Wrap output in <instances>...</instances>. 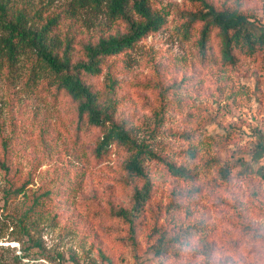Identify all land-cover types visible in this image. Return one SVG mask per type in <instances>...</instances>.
<instances>
[{
    "label": "rangeland",
    "instance_id": "1",
    "mask_svg": "<svg viewBox=\"0 0 264 264\" xmlns=\"http://www.w3.org/2000/svg\"><path fill=\"white\" fill-rule=\"evenodd\" d=\"M12 1L40 9L42 19L59 15V36L74 37L76 60L85 44L127 30L125 21L92 9L70 17L64 11L72 0ZM206 1L264 21V0ZM150 2L166 13V26L106 58L91 81L114 98L109 125L119 123L191 178L146 159L150 197L132 221L116 215L132 210L144 184L124 169L131 151L114 144L98 155L104 130L80 126L77 103L58 96L48 76L30 78L33 57L12 65L1 49L0 264H264V52L225 66L215 44L202 55L198 24L183 33L198 1ZM9 183L24 192L7 199ZM34 196L41 214L26 220L31 237L16 218ZM246 227L262 238L241 242ZM188 231L192 244L183 241ZM200 233L206 237L195 244ZM163 234L168 251L159 255Z\"/></svg>",
    "mask_w": 264,
    "mask_h": 264
},
{
    "label": "trees",
    "instance_id": "2",
    "mask_svg": "<svg viewBox=\"0 0 264 264\" xmlns=\"http://www.w3.org/2000/svg\"><path fill=\"white\" fill-rule=\"evenodd\" d=\"M194 1H198L201 7L187 15L183 33H190L193 25H199L198 44L202 55L207 50H212V45L215 44L222 63L234 67L243 59L264 52V21L252 19L239 9H217L206 0ZM85 9L105 12L111 22L125 21L126 32L102 36L95 43L85 44L84 58L76 60L73 55L74 37L59 36V15L48 14L42 19L40 9L37 10L39 13H34L27 5L20 6L12 0H0V52L2 49L4 58L12 65L24 54L33 57L30 78L48 76V82L58 96L69 97L77 103L80 126H93L104 130L102 137L98 139V155L108 153L114 144L126 146L131 151L124 160V169L134 179L144 180V184L135 192L132 210L120 209L116 215L132 221L154 189L144 167L146 159L161 163L165 172L177 178L189 179L191 173L184 166L177 165L161 152L152 149L150 144L144 141L137 143L129 130L119 123L113 122L109 125L114 98L113 101H107L106 91L91 79L102 74L107 67L104 62L106 58L129 52L142 38L164 28L168 19L166 13L153 8L150 0H72L64 12L72 17ZM110 79V90H113L114 77L111 76ZM9 184L4 189L7 199L13 193L24 192L23 186ZM39 202V197L34 196L33 203L16 218L17 224L28 235L30 227L26 220L30 221L33 215L41 214L36 213L37 207L41 205ZM192 234V231H188L183 241L192 244L187 240ZM197 237L195 244L206 235L200 233ZM241 238V242L246 239L256 241L262 236L254 228L246 227ZM155 251L159 255L168 251L164 234L159 237Z\"/></svg>",
    "mask_w": 264,
    "mask_h": 264
}]
</instances>
